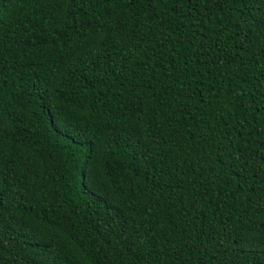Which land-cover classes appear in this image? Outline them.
<instances>
[{
	"label": "trees",
	"instance_id": "16d2710c",
	"mask_svg": "<svg viewBox=\"0 0 264 264\" xmlns=\"http://www.w3.org/2000/svg\"><path fill=\"white\" fill-rule=\"evenodd\" d=\"M0 264H264V0H0Z\"/></svg>",
	"mask_w": 264,
	"mask_h": 264
},
{
	"label": "snow or ice",
	"instance_id": "6c2138e0",
	"mask_svg": "<svg viewBox=\"0 0 264 264\" xmlns=\"http://www.w3.org/2000/svg\"><path fill=\"white\" fill-rule=\"evenodd\" d=\"M2 199H3L2 196H0V203H2Z\"/></svg>",
	"mask_w": 264,
	"mask_h": 264
}]
</instances>
